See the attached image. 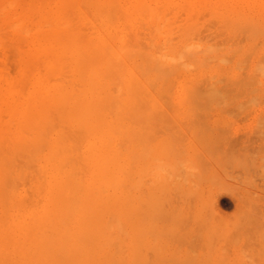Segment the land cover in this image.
<instances>
[{"label":"bare ground","instance_id":"obj_1","mask_svg":"<svg viewBox=\"0 0 264 264\" xmlns=\"http://www.w3.org/2000/svg\"><path fill=\"white\" fill-rule=\"evenodd\" d=\"M242 1L228 57L221 0H0V264H140L143 165L157 180L166 167L177 198L182 166L206 163H165L159 144L178 131L156 123L219 119L229 58L235 84H252L264 0ZM204 186L208 203L239 202ZM181 221L146 235L177 236Z\"/></svg>","mask_w":264,"mask_h":264},{"label":"rangeland","instance_id":"obj_2","mask_svg":"<svg viewBox=\"0 0 264 264\" xmlns=\"http://www.w3.org/2000/svg\"><path fill=\"white\" fill-rule=\"evenodd\" d=\"M221 1L223 5L222 12L224 14L220 15V26L222 25L220 30L224 31L221 33L222 35L220 34V42L226 38L224 35L228 36V39L226 38L228 41L225 39L223 41L225 43L221 42L220 45L223 43L224 49H222V53L224 52L230 57V50L234 47V42L231 43V41L234 40L236 32L234 24L236 8L243 1ZM255 35V39L253 38L254 43L252 41V44L257 46L251 45L253 53L250 56V64H253V66L251 65L252 67H256L251 68V73H253L251 74L253 76L251 77V85L254 88L257 87V89L255 88L251 92V88L249 89L250 84L247 85L248 90H244V86L242 87L240 84H235L237 82L233 79H237L235 72L237 68H234V65L232 67L231 58H229V62H226V70L220 73V86L223 84L221 87L229 90L223 88L225 91L223 94V89L220 88V95L223 94L222 96H224L226 94L223 100L227 101L229 99V101H225L226 104L224 105L220 102L221 109L224 108V110L220 109V120L199 119L203 121L200 122L191 121L193 118H190V122H188L187 118L189 119V117L178 118L177 116V118L173 117L170 118L171 120L168 119L167 122H162L166 125V128L160 122L156 123L157 125L155 124L156 130L159 128L162 130H158L159 133L168 134L173 131L176 132V130L178 134H176L177 132L173 133L178 136L180 135L179 132H181V135L182 132L183 134L185 133L184 136H179L180 138L183 137L182 141L176 142L174 140H177L178 136L177 138H173L172 135H167L168 140L159 144L157 154L163 156L165 163H167L169 155L173 156V154H176L175 152H180L186 155L187 158L189 156H200L199 158L196 157L197 161L198 159H203L202 161L200 160L201 163L206 162L209 165L205 163L202 167L200 162L193 160V163L190 162L191 164L188 163L187 166H182L186 168L185 171L187 168L189 170H187L188 172L183 170L184 174L182 173L185 179H183L184 182L180 180L182 182L180 187L183 191L182 194L178 195L179 197L177 196L179 201L175 200V184L172 182V174L164 172L167 171V168H160V166L157 168L165 176L162 178L161 175L158 177L159 180L156 179L157 174L154 175V169L156 170V168L151 171L149 170L150 172L153 171L152 174L155 176L156 182L153 176L149 177L151 173L143 165L141 174V182L143 184H141V221L143 228H141L142 236H140V264H264V41L262 40L264 37L261 35L263 37L261 38L257 32ZM229 38L232 40L230 41ZM260 54L262 58H260ZM257 57L260 59H257ZM259 67L263 69L261 70ZM255 73L258 75H254ZM222 75L225 77H222ZM229 82L234 85H231ZM225 83H229V85ZM238 86L239 88L237 89ZM247 91L250 92L245 94ZM227 93H229L228 98ZM231 94L238 96L234 97ZM239 94L242 95L239 96ZM255 99L258 100L256 101ZM230 106L232 107L230 108ZM228 108L231 111H228ZM193 112L195 111L184 113L192 114ZM178 114H180V111ZM184 119L186 123L183 122L184 124L182 123L183 126H181L182 124L177 120L184 121ZM180 128L181 130L179 131L178 129ZM190 136L192 138L196 136L197 140L195 141ZM186 137L191 139L192 143ZM171 140L175 143H171ZM170 144H173L174 147ZM180 155L177 154L175 156ZM192 164L194 166H191ZM208 166L209 168L207 169ZM161 169L163 170L161 171ZM214 173L220 175H216L217 177H215L217 178V182L214 178ZM178 174L182 177L180 173ZM204 174L208 175L206 179L203 178ZM211 177L214 179L212 181L213 185L211 184ZM216 183L218 184L216 185ZM203 184L218 191L219 197L220 193L224 194L222 200L226 199L228 195H235L239 200L238 204L235 206L233 202H231L232 204L230 203L231 205H221L220 202L216 203L217 205L208 203L203 197L194 194L198 187H205ZM218 187L220 190H218ZM188 190L194 192L191 196L189 195L190 197L187 196L188 198H186L187 193H184V191L189 192ZM184 194L186 195L184 196ZM196 196L201 200L197 199ZM174 205L176 206L175 208ZM174 217L182 220L180 224L183 227V232L180 229L181 232H178L177 236H164L165 229L169 225V220L172 221ZM177 218L174 219L179 226L180 220ZM163 225L167 226L153 231L155 236L146 235V229H154L153 226L157 228Z\"/></svg>","mask_w":264,"mask_h":264}]
</instances>
